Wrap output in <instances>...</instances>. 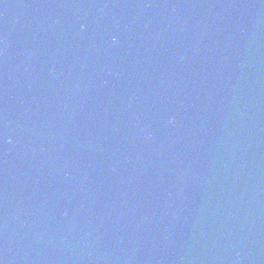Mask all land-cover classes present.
Wrapping results in <instances>:
<instances>
[{"label": "water", "instance_id": "1", "mask_svg": "<svg viewBox=\"0 0 264 264\" xmlns=\"http://www.w3.org/2000/svg\"><path fill=\"white\" fill-rule=\"evenodd\" d=\"M0 264H264V0H0Z\"/></svg>", "mask_w": 264, "mask_h": 264}]
</instances>
